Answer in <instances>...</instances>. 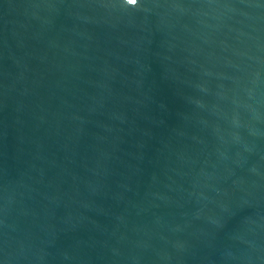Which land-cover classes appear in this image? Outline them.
Listing matches in <instances>:
<instances>
[{"label":"water","instance_id":"water-1","mask_svg":"<svg viewBox=\"0 0 264 264\" xmlns=\"http://www.w3.org/2000/svg\"><path fill=\"white\" fill-rule=\"evenodd\" d=\"M0 264H264V0H0Z\"/></svg>","mask_w":264,"mask_h":264},{"label":"snow or ice","instance_id":"snow-or-ice-1","mask_svg":"<svg viewBox=\"0 0 264 264\" xmlns=\"http://www.w3.org/2000/svg\"><path fill=\"white\" fill-rule=\"evenodd\" d=\"M133 2H134V0H133Z\"/></svg>","mask_w":264,"mask_h":264}]
</instances>
